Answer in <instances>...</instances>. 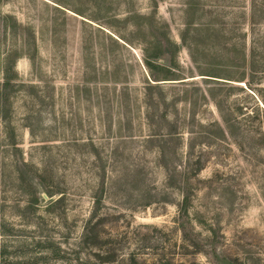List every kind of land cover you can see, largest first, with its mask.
Listing matches in <instances>:
<instances>
[{
	"label": "rangeland",
	"instance_id": "obj_1",
	"mask_svg": "<svg viewBox=\"0 0 264 264\" xmlns=\"http://www.w3.org/2000/svg\"><path fill=\"white\" fill-rule=\"evenodd\" d=\"M9 54L0 264H264V0H0Z\"/></svg>",
	"mask_w": 264,
	"mask_h": 264
},
{
	"label": "trees",
	"instance_id": "obj_2",
	"mask_svg": "<svg viewBox=\"0 0 264 264\" xmlns=\"http://www.w3.org/2000/svg\"><path fill=\"white\" fill-rule=\"evenodd\" d=\"M149 46L147 47L151 48L152 50L150 51V49L148 48L144 50L145 58L143 62L145 68L149 73V82L147 83V90L149 91V93H147V96L150 98L152 95L150 91L154 89H159L160 91H162L160 87L161 84H159L158 82L173 81L177 79H172V77L175 76L173 70L171 69L172 67H167L158 63V61L161 60L162 56L166 54L165 52L166 50L164 51V49L166 48L162 49L161 42L157 40L155 41V43L154 42L150 43ZM173 47L177 50V46L174 45ZM174 55L172 62H174ZM13 58H14L13 54H9L5 61L4 82L0 90V101L1 100L5 102L9 101V92L16 85L15 82L17 80V74L15 73V65H14L15 62ZM152 82H155V84H152ZM229 127L227 126V128ZM62 201L63 200L60 199L55 203H53L52 206L58 203L60 204ZM191 204H192L191 196L188 195L186 192L185 194L183 193L182 203L180 206L181 213L187 215L188 210L191 207ZM100 205H101V200L97 199L95 201L94 213L99 210ZM92 219L93 218H91V220L88 222L87 226L92 224Z\"/></svg>",
	"mask_w": 264,
	"mask_h": 264
}]
</instances>
